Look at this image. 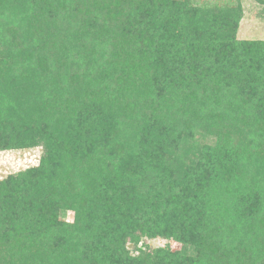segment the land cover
Here are the masks:
<instances>
[{
    "label": "trees",
    "instance_id": "16d2710c",
    "mask_svg": "<svg viewBox=\"0 0 264 264\" xmlns=\"http://www.w3.org/2000/svg\"><path fill=\"white\" fill-rule=\"evenodd\" d=\"M239 14L0 0V151L42 149L0 181V264H264V39Z\"/></svg>",
    "mask_w": 264,
    "mask_h": 264
},
{
    "label": "rangeland",
    "instance_id": "374dc122",
    "mask_svg": "<svg viewBox=\"0 0 264 264\" xmlns=\"http://www.w3.org/2000/svg\"><path fill=\"white\" fill-rule=\"evenodd\" d=\"M197 5L218 6L220 8L237 7L240 14L237 21V40L264 39V0H193ZM42 156L41 147L11 149L0 151V181L20 172L37 167ZM71 212L67 213V220L71 221ZM148 248H164L179 251L183 244L172 239L155 238L145 241Z\"/></svg>",
    "mask_w": 264,
    "mask_h": 264
}]
</instances>
